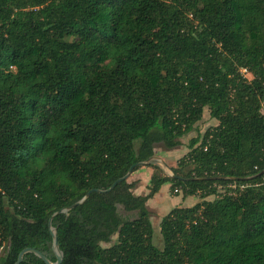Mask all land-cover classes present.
Listing matches in <instances>:
<instances>
[{"label": "trees", "instance_id": "16d2710c", "mask_svg": "<svg viewBox=\"0 0 264 264\" xmlns=\"http://www.w3.org/2000/svg\"><path fill=\"white\" fill-rule=\"evenodd\" d=\"M206 108L177 179L150 163L146 196L123 181L54 219L63 264H264V0H0V264L55 261L52 214L182 146ZM167 183L201 202L163 217L159 249Z\"/></svg>", "mask_w": 264, "mask_h": 264}, {"label": "rangeland", "instance_id": "374dc122", "mask_svg": "<svg viewBox=\"0 0 264 264\" xmlns=\"http://www.w3.org/2000/svg\"><path fill=\"white\" fill-rule=\"evenodd\" d=\"M249 80L252 79V76L250 74H247L246 76ZM43 108L46 110V107L43 106ZM218 125V122L215 119H212L210 116V110L208 108L204 111L203 119L200 123H198L195 130H193L191 133L183 137L181 140L182 146L175 149L176 153L170 154V157L166 158L167 155L165 154L167 152L166 149H164L162 146H158L155 149V156L159 157L162 161L165 162V164L168 166V168H176L180 160L182 159L180 156L186 155L189 152L188 145L190 144V141L194 138H196L199 134L203 135L209 128H213ZM178 152V153H177ZM181 158V159H180ZM180 159V160H178ZM158 166L163 170V173L167 176H169V171L167 168H165L160 162H156ZM128 181H131V177ZM164 187V186H163ZM163 196L158 197L159 202H163L161 204L157 203H150V209H151V222L153 224L154 229V244L157 248L162 249L164 247V241L163 236L161 234V221L164 216L170 213V211L174 208H183L193 207L197 202L201 201V199L197 198H187L184 200L182 192L176 193L172 190V187H170V190L168 187H164L163 189ZM169 190V192H168ZM223 192V190H221ZM149 191L147 192V194ZM168 194V196H167ZM181 195V196H175V195ZM166 196L168 200L166 199ZM215 197H210V200H214ZM165 201V202H164ZM195 201V202H194ZM117 237L115 236L112 240V243L110 244H103V247H110L116 242Z\"/></svg>", "mask_w": 264, "mask_h": 264}, {"label": "water", "instance_id": "95a60500", "mask_svg": "<svg viewBox=\"0 0 264 264\" xmlns=\"http://www.w3.org/2000/svg\"><path fill=\"white\" fill-rule=\"evenodd\" d=\"M156 162H160L165 168L168 169L169 177H171L173 179L178 178L177 176H175L173 169L168 168V166L165 164V162L156 156H153L152 158H150L144 162H139V163L133 165L130 168V170L128 171V173L123 178L118 179L109 189H107V190L93 189V190L89 191L81 200L77 201L76 203L72 204L71 206L63 208V209L52 214V216L50 217V219L48 221V230H49V233H50V236L52 239L51 250H52V253L55 257V261H52L48 256H46L43 252H41L40 250H38L36 248H25L24 250H22L19 253L17 260L14 264H22L24 262L25 256H27V255H34L35 257L40 259L44 264H63L64 253L61 250L60 245H59L58 229H57V227L53 226L54 219L59 215L68 216L72 210H74L77 207L83 206L87 202V200L89 199V197L91 196L92 193L106 194V193L111 192L112 190H114V188L119 183L129 180V178L133 174L134 168H136V167H139V168L147 167L150 163H156ZM261 175H263V172L261 174H259L258 176H261Z\"/></svg>", "mask_w": 264, "mask_h": 264}, {"label": "crops", "instance_id": "0c3cea01", "mask_svg": "<svg viewBox=\"0 0 264 264\" xmlns=\"http://www.w3.org/2000/svg\"><path fill=\"white\" fill-rule=\"evenodd\" d=\"M179 148V147H178ZM177 149V148H176ZM175 150V149H174ZM174 150H167V152L165 153L166 155H167V157L166 158H168V157H170V154H172V153H176V151H174ZM178 153V152H177ZM185 156V154L184 155H182V156H180L181 158H183ZM180 158V159H181ZM180 159H178V160H180ZM151 177H152V170L151 169H149L148 167H142V168H140L138 171H136V172H134L132 175H131V181H129V182H131V183H135L136 184V186H135V188H134V190H133V193H134V195H136V196H146L147 195V192H148V186L150 185V181H151ZM164 187H168V189L170 190V187H171V184H169V183H167V184H165L164 185ZM164 187H162L161 188V190H160V192L153 198V199H151L148 203H147V206H148V209L151 211V209H150V203H152V202H154V203H157V204H161V203H163V202H159L158 201V197H160V196H163V188ZM169 190H168V192H169ZM177 193H180V192H177ZM167 196H168V194H167ZM167 196H166V199L168 200V198H167ZM178 196H181V195H178ZM184 198V197H183ZM188 198V197H187ZM187 198H184V200H186ZM190 198V197H189ZM192 198V197H191ZM193 198H195L194 200H196L197 199V197H193ZM208 200H210V198L208 199ZM165 202V201H164ZM195 202V201H194ZM201 201H199V202H197L195 205H197L198 203H200ZM194 205V206H195ZM183 208H188V207H183ZM173 210V209H172ZM165 217V216H164Z\"/></svg>", "mask_w": 264, "mask_h": 264}, {"label": "built area", "instance_id": "2783aa9c", "mask_svg": "<svg viewBox=\"0 0 264 264\" xmlns=\"http://www.w3.org/2000/svg\"><path fill=\"white\" fill-rule=\"evenodd\" d=\"M242 73H243L244 75H246V76H247V74H248V71H247L246 69H243V70H242ZM175 192L177 193V192H179V191H177V190H176Z\"/></svg>", "mask_w": 264, "mask_h": 264}]
</instances>
